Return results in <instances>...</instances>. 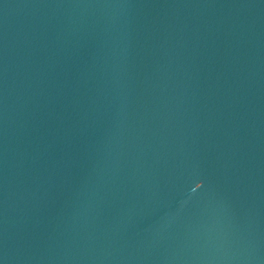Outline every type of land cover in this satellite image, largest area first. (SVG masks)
I'll return each instance as SVG.
<instances>
[{"label": "water", "instance_id": "obj_1", "mask_svg": "<svg viewBox=\"0 0 264 264\" xmlns=\"http://www.w3.org/2000/svg\"><path fill=\"white\" fill-rule=\"evenodd\" d=\"M0 264H264V0H0Z\"/></svg>", "mask_w": 264, "mask_h": 264}]
</instances>
